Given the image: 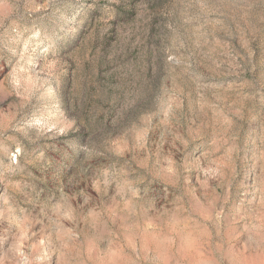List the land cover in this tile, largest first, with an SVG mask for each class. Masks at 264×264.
I'll return each instance as SVG.
<instances>
[{
  "label": "rangeland",
  "instance_id": "1",
  "mask_svg": "<svg viewBox=\"0 0 264 264\" xmlns=\"http://www.w3.org/2000/svg\"><path fill=\"white\" fill-rule=\"evenodd\" d=\"M118 258L264 264V0H0V264Z\"/></svg>",
  "mask_w": 264,
  "mask_h": 264
},
{
  "label": "bare ground",
  "instance_id": "2",
  "mask_svg": "<svg viewBox=\"0 0 264 264\" xmlns=\"http://www.w3.org/2000/svg\"><path fill=\"white\" fill-rule=\"evenodd\" d=\"M119 255V254H118ZM200 259H202V258H200ZM126 260V259H125ZM125 260L123 259V258H118V259H116V260H114V261H112V262H110L109 264H125L126 262H125ZM198 260V259H197ZM190 262V261H189ZM233 262V261H232ZM239 263H235V264H240V261H238ZM165 264V263H164ZM194 264H196V263H194ZM198 264H205L203 261H200ZM243 264V263H242Z\"/></svg>",
  "mask_w": 264,
  "mask_h": 264
}]
</instances>
